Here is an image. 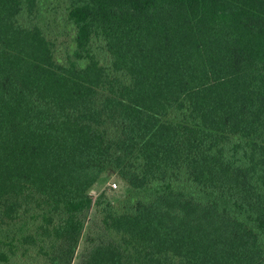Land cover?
I'll return each instance as SVG.
<instances>
[{
  "label": "trees",
  "instance_id": "16d2710c",
  "mask_svg": "<svg viewBox=\"0 0 264 264\" xmlns=\"http://www.w3.org/2000/svg\"><path fill=\"white\" fill-rule=\"evenodd\" d=\"M80 240L77 264H264V0H0V264Z\"/></svg>",
  "mask_w": 264,
  "mask_h": 264
},
{
  "label": "rangeland",
  "instance_id": "374dc122",
  "mask_svg": "<svg viewBox=\"0 0 264 264\" xmlns=\"http://www.w3.org/2000/svg\"><path fill=\"white\" fill-rule=\"evenodd\" d=\"M112 182H115L117 186L113 187L111 184ZM101 190H104L112 200H117L127 193L126 185L113 172H105L101 180L94 185L92 192L95 195ZM81 250L82 240L79 242L72 264H77Z\"/></svg>",
  "mask_w": 264,
  "mask_h": 264
},
{
  "label": "built area",
  "instance_id": "2783aa9c",
  "mask_svg": "<svg viewBox=\"0 0 264 264\" xmlns=\"http://www.w3.org/2000/svg\"><path fill=\"white\" fill-rule=\"evenodd\" d=\"M111 184H112L113 187L117 186L115 182H112Z\"/></svg>",
  "mask_w": 264,
  "mask_h": 264
}]
</instances>
